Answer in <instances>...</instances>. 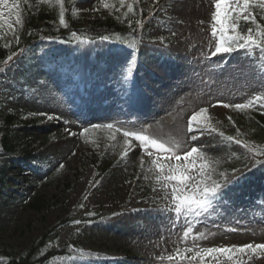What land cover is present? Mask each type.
<instances>
[{"label": "rangeland", "instance_id": "rangeland-1", "mask_svg": "<svg viewBox=\"0 0 264 264\" xmlns=\"http://www.w3.org/2000/svg\"><path fill=\"white\" fill-rule=\"evenodd\" d=\"M41 2L9 0L12 12L2 9L7 43L21 31L27 9ZM73 2L75 13H86L94 21L109 12L104 5L112 0ZM142 6L148 16L139 25L142 35L135 49H119L105 41H41L35 60L42 67L34 75L21 81L19 54L0 66V127L3 112L33 122L31 127H13L19 134L13 156L38 150L42 167H28L24 173L10 170L12 180L0 201V249L22 254L69 219L71 223L58 230L56 248L67 249L88 264H264V249L236 253L232 260L218 253L196 256L203 248L264 244V155L253 157L242 146L248 142L264 151V140L241 121L243 111L264 109L217 104L246 103L264 95V54L258 49L240 50L208 59L216 43L210 29L214 0H143ZM248 12L256 23L240 20L239 30L245 34L248 28L255 31L261 18L252 7ZM242 23L250 26L243 31ZM130 60L136 67L131 82L125 83L122 69ZM200 108H207V119L202 118V130L193 134L187 122ZM107 124L114 127H104ZM123 130L145 133L181 155L199 146L215 168L213 179L223 182L221 173L229 180L233 175L240 179L214 202V210L177 217L171 210V188L165 190L156 179L152 164L156 151L134 138L125 145ZM98 138L109 173H97L92 167L89 152ZM177 143L179 148L174 147ZM168 155L162 154L161 162L187 163L165 160ZM6 156L0 143V160ZM234 169L238 171L233 173ZM100 209L110 216L93 224L76 221ZM189 224L193 232L184 240ZM200 234L206 238L193 240ZM187 248L194 250L185 252ZM75 249H83L84 255Z\"/></svg>", "mask_w": 264, "mask_h": 264}, {"label": "snow or ice", "instance_id": "snow-or-ice-1", "mask_svg": "<svg viewBox=\"0 0 264 264\" xmlns=\"http://www.w3.org/2000/svg\"><path fill=\"white\" fill-rule=\"evenodd\" d=\"M44 2H51V0H44ZM61 5V11L59 14V22L61 25L67 26L64 19L63 0H56ZM121 4L124 0H120ZM257 4L261 9H264V0H214V11L211 14V36L216 41L213 51H210V56L215 57L224 53H232L234 51L244 50L250 52L258 49L261 54H264V25H257L256 30L248 28L246 34L241 32L238 27L240 20L245 22L251 21L256 23L255 17L252 16L248 9ZM105 7L109 5L105 4ZM3 8H8L9 13L12 12V7L9 6V0H0V28L5 23ZM131 11V7H129ZM16 23L20 24V12L17 8ZM9 28H13V25L9 24ZM104 39H108L104 37ZM119 39V38H118ZM18 41V37H17ZM83 42V41H81ZM128 43L129 47L136 48V41L133 40ZM15 55V53L13 54ZM9 60L12 56H9ZM136 65L130 60L126 66L122 69V78L125 83L131 82V73L134 71ZM3 71V69H0ZM217 104H222L225 108H234L237 110H244L251 107H259L264 109V95L258 94L247 100L246 103H224L223 101H217ZM207 108H200L198 111L193 112L189 117L187 125L190 133L201 131V121L207 119L205 116ZM40 115L46 116L48 119H54L56 117L48 115L47 113H40ZM229 119H231L229 117ZM93 127H101V125H93ZM109 129H112L114 125H104ZM215 131V129H210ZM84 131H88L85 129ZM116 131H122L120 128H116ZM223 136V133H220ZM123 136L125 137V145H130V138H134L139 141L140 145L145 149H154L157 153L155 159L152 160V164L158 172L156 176L157 181L162 182V187L167 190L171 188V200L172 211L176 216L184 215L186 218L189 216H200L203 213H208L214 210V202L220 200L224 196L226 188L236 183L240 177L233 175V178L229 180L224 173L220 175L223 177V182H218L213 179L215 168L211 167L207 161L206 154L199 148V146H193L190 150L181 155L173 150V147L166 146L165 143L158 141L145 133L123 130ZM114 139V137H113ZM193 140L196 136L193 135ZM228 140H233V137H227ZM237 144H241L240 140L235 141ZM253 157L257 155H264V151L254 148L250 143L244 142L242 145ZM175 148H179V144L174 145ZM147 154L152 156V152L148 151ZM162 154H170L165 156V160L175 159L176 161H186L187 163H177L172 165L170 163L161 162ZM198 161H203L197 163ZM143 163V162H142ZM237 169L233 170V173L237 172ZM195 172V175L192 173ZM167 199V196L165 197ZM193 232L191 224L186 227L183 232V239L187 240L190 234ZM206 238L204 234L194 236L193 240ZM264 249V244H246L243 246H224V247H211L203 248L196 251V256L203 259L204 256L212 257L214 254H220L227 257L228 260H232L236 253H246L251 250L255 253L257 250ZM194 249L187 248L185 252H191ZM81 256L84 255L83 249H75ZM179 255V250L177 252ZM195 258V257H193ZM169 260L173 257L169 256ZM181 259L183 257L181 256Z\"/></svg>", "mask_w": 264, "mask_h": 264}, {"label": "trees", "instance_id": "trees-1", "mask_svg": "<svg viewBox=\"0 0 264 264\" xmlns=\"http://www.w3.org/2000/svg\"><path fill=\"white\" fill-rule=\"evenodd\" d=\"M67 10L64 11V19L66 27L59 22L60 9L51 2H41L34 4L28 8L27 14L23 17V26L21 33L13 44L12 52H21L25 54L23 58V68L21 75L26 78L34 75L35 71L42 67L41 61L35 60V53L39 41L42 38L58 40L63 43L80 41L88 39L90 41L104 39L115 43H124L125 41L138 42L140 29L137 25L146 17V13L140 3V0H124L121 4L117 0L111 6V13L105 17H100L94 21H88L87 15L84 13H75L72 11L71 4L66 0ZM131 7V11H129ZM255 9V7H254ZM264 16V10H262ZM247 26L246 24H244ZM261 25L264 22L261 21ZM119 38V39H118ZM137 44V43H136ZM8 47L3 36V30L0 29V61H4L8 55ZM5 127L1 130L2 146L4 150L13 154L17 147V135L13 126L20 123L19 115L14 112H3ZM242 121L254 132L258 139L264 138V113L260 112H243ZM101 146L95 147L96 156L90 154L92 166L101 173L109 172V166H104V157L99 154L98 150ZM24 161L9 157L8 160H0V201L5 199L7 182L12 180L10 170L14 167L16 170L25 166L34 169H40V155L34 152H24ZM29 172V171H28ZM37 207L40 202H37ZM103 210L90 213L78 220L79 224L94 223L104 217ZM65 220L45 233L41 239L30 246L28 250L22 254L11 252L7 249H0V264H88L81 257L70 253L67 249H57L58 229L67 224Z\"/></svg>", "mask_w": 264, "mask_h": 264}, {"label": "bare ground", "instance_id": "bare-ground-1", "mask_svg": "<svg viewBox=\"0 0 264 264\" xmlns=\"http://www.w3.org/2000/svg\"><path fill=\"white\" fill-rule=\"evenodd\" d=\"M213 58H214V57H212V56H209V57H208V59H213Z\"/></svg>", "mask_w": 264, "mask_h": 264}]
</instances>
